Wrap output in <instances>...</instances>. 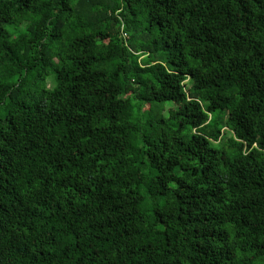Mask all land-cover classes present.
Wrapping results in <instances>:
<instances>
[{
  "label": "trees",
  "instance_id": "trees-1",
  "mask_svg": "<svg viewBox=\"0 0 264 264\" xmlns=\"http://www.w3.org/2000/svg\"><path fill=\"white\" fill-rule=\"evenodd\" d=\"M0 264H264V0H0Z\"/></svg>",
  "mask_w": 264,
  "mask_h": 264
},
{
  "label": "rangeland",
  "instance_id": "rangeland-1",
  "mask_svg": "<svg viewBox=\"0 0 264 264\" xmlns=\"http://www.w3.org/2000/svg\"><path fill=\"white\" fill-rule=\"evenodd\" d=\"M48 85H50V82H48Z\"/></svg>",
  "mask_w": 264,
  "mask_h": 264
}]
</instances>
